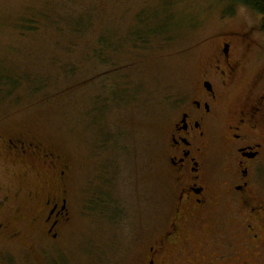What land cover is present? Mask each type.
I'll return each mask as SVG.
<instances>
[{"label": "rangeland", "instance_id": "374dc122", "mask_svg": "<svg viewBox=\"0 0 264 264\" xmlns=\"http://www.w3.org/2000/svg\"><path fill=\"white\" fill-rule=\"evenodd\" d=\"M225 41L247 56L226 89L229 112L264 95L261 17L242 3L0 0V81L22 80L16 90L0 83V264H134L173 215L164 153L171 102L188 95ZM13 138L39 144L57 166L9 155L3 146ZM258 164L253 190L264 201V157ZM63 197L67 221L48 240L46 204ZM218 203L234 210L227 219L237 228L239 203Z\"/></svg>", "mask_w": 264, "mask_h": 264}, {"label": "flooded vegetation", "instance_id": "af4514ba", "mask_svg": "<svg viewBox=\"0 0 264 264\" xmlns=\"http://www.w3.org/2000/svg\"><path fill=\"white\" fill-rule=\"evenodd\" d=\"M215 57L188 95L171 102L174 116L164 153L165 171L174 182L173 215L134 264H264V201L253 190L264 157V95L254 99L251 94L226 112V89L243 71L247 56H235L232 41H225ZM6 142L5 151L21 161L39 158L57 166L56 157L39 144L19 138ZM218 142L227 170L223 183L214 178L210 158ZM226 199L239 203L236 213L243 219L237 228L230 226L234 210L219 207ZM46 206L50 212L43 224L52 233L47 239L56 240L54 231L67 221V198H51Z\"/></svg>", "mask_w": 264, "mask_h": 264}, {"label": "trees", "instance_id": "16d2710c", "mask_svg": "<svg viewBox=\"0 0 264 264\" xmlns=\"http://www.w3.org/2000/svg\"><path fill=\"white\" fill-rule=\"evenodd\" d=\"M232 1L238 2V3H242L245 6H247V7L251 8V9H253L254 11H256L261 17L262 30L264 31V0H232ZM34 23L35 22H33V24ZM33 27L35 28V26H33ZM33 27H31V28H33ZM31 28H30V30H31ZM36 29L37 28H35V30ZM139 36H141V35H139ZM101 39L104 40V42L106 43V46H108V44L110 45L109 40H108V38L106 36L101 38ZM1 78L2 79H1L0 83L3 82V83H5L7 85V87H12L15 90H16V87L19 86L21 81H22L21 79L19 80L16 77L13 78V77H10V76L7 77V78H4V77L1 76ZM33 84L37 85L36 87H34L35 90L38 88L39 85H42V84L38 85L36 83H33ZM0 89H2L1 85H0ZM13 90H11L8 94L11 95V94L15 93V91H13ZM1 93H3V91H1ZM16 100L17 101H16L15 104H20L21 103V99L20 98H17Z\"/></svg>", "mask_w": 264, "mask_h": 264}]
</instances>
